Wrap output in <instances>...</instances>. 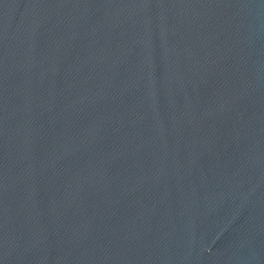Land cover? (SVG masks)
<instances>
[{"label": "water", "instance_id": "95a60500", "mask_svg": "<svg viewBox=\"0 0 264 264\" xmlns=\"http://www.w3.org/2000/svg\"><path fill=\"white\" fill-rule=\"evenodd\" d=\"M0 264H264V0H0Z\"/></svg>", "mask_w": 264, "mask_h": 264}]
</instances>
